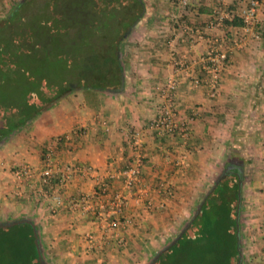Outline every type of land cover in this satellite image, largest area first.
<instances>
[{
    "label": "crops",
    "instance_id": "0c3cea01",
    "mask_svg": "<svg viewBox=\"0 0 264 264\" xmlns=\"http://www.w3.org/2000/svg\"><path fill=\"white\" fill-rule=\"evenodd\" d=\"M188 1L144 0V13L121 43V91H72L0 142V221L32 219L48 264H144L228 168L226 161L236 158L245 159L242 264H264V0L257 12L259 34H244L225 21L231 19L210 26L215 0ZM247 1L223 0L236 11ZM214 37L227 63L210 94L193 77L201 73ZM173 78L177 118L190 127L185 138L150 126ZM132 131L142 140L138 150L127 143ZM138 156L142 191L131 192L119 171ZM46 164L53 170L48 184L41 178ZM21 165H28L31 176L16 175ZM158 179L173 186L172 196L155 186ZM102 180L128 197L113 235L86 207L108 196L99 193ZM146 197L164 204L147 209ZM87 233L93 234L91 243Z\"/></svg>",
    "mask_w": 264,
    "mask_h": 264
},
{
    "label": "trees",
    "instance_id": "16d2710c",
    "mask_svg": "<svg viewBox=\"0 0 264 264\" xmlns=\"http://www.w3.org/2000/svg\"><path fill=\"white\" fill-rule=\"evenodd\" d=\"M144 9V0H18L0 17V142L72 91L118 92L121 43ZM225 21L242 23L237 16ZM244 160L226 161L225 176L154 264H235L242 251L237 167ZM0 228L23 239L28 233L32 258L40 264L29 223Z\"/></svg>",
    "mask_w": 264,
    "mask_h": 264
},
{
    "label": "built area",
    "instance_id": "2783aa9c",
    "mask_svg": "<svg viewBox=\"0 0 264 264\" xmlns=\"http://www.w3.org/2000/svg\"><path fill=\"white\" fill-rule=\"evenodd\" d=\"M179 2L185 6L189 3L188 0H179ZM216 6L209 19V25L214 26L221 23L224 19H232L237 16L241 19L242 23L239 28L245 34L248 31L254 30L256 34L262 32V25L258 24L257 12L260 4V0H248L246 5L240 8L238 11L230 9L224 4L223 0H215ZM6 7V3L0 0V9ZM203 65L202 71L199 75L193 77L194 83H203L209 87L210 94H215L217 85L219 83L221 73L224 70L227 63L226 51L221 47L218 38L214 37L210 46L208 47L206 54L202 57ZM177 91V80L170 79L165 86L162 96L164 97V104L158 108V114L151 121L150 126L155 129L157 133H172L178 131V133L185 138L188 135L190 127L185 120H179L176 115V109L174 108V97ZM141 137L138 132L132 131L127 137V143L133 148L138 150L141 145ZM136 162L124 166L120 171L123 186L129 191L141 192L140 187V166L142 157L138 156ZM14 172L16 175L31 176L32 170L28 165H21L17 167ZM53 170L49 164H46L41 169L42 183H52ZM161 192H164L167 196H172L174 193L173 186L166 180L158 179L155 185ZM99 193L108 194L107 197H100L98 205L87 204V208L91 211L94 219L102 222V229L111 231L112 235L115 233L114 229H118L122 222L120 213L127 198L126 193L120 190H110V186L106 181H100L98 185ZM139 198V197H138ZM165 198V197H163ZM145 207L152 209L156 206H162L163 201L155 203L151 197H146L144 200ZM85 238L89 243L93 238L92 233H87Z\"/></svg>",
    "mask_w": 264,
    "mask_h": 264
},
{
    "label": "rangeland",
    "instance_id": "374dc122",
    "mask_svg": "<svg viewBox=\"0 0 264 264\" xmlns=\"http://www.w3.org/2000/svg\"><path fill=\"white\" fill-rule=\"evenodd\" d=\"M17 1L18 0H3V2L6 3V7L4 6L2 7V9H0V17H3L4 15H6L8 11L11 9V7L15 5V3H17ZM214 176L216 175L214 174L212 177ZM212 180L213 179L211 178V180L209 181V184H211ZM201 198L202 197H197L195 199V201L193 202L191 206V210L189 214H187V216L179 220V223H177V226L174 227L173 231L168 236V238L165 241H162L161 243H159V247L157 246L158 248L156 247L151 251L150 255L147 257L144 264H147L150 257L155 253V251H157L165 243H167L179 231V229L188 221V219L191 217V215L195 211ZM242 223L245 225L246 223H248V219L243 220ZM27 235L29 234L28 233L23 234V236L25 237L23 239L17 234H13L12 232H8L0 228V264H36L34 262V259L32 258V255H30L32 253V250L30 248L31 247L30 238H28ZM20 247L25 249V252L27 253L26 256L22 255L23 252L21 251ZM16 248H19V249H16ZM242 251H243V248H242Z\"/></svg>",
    "mask_w": 264,
    "mask_h": 264
},
{
    "label": "water",
    "instance_id": "95a60500",
    "mask_svg": "<svg viewBox=\"0 0 264 264\" xmlns=\"http://www.w3.org/2000/svg\"><path fill=\"white\" fill-rule=\"evenodd\" d=\"M123 85H124V80L122 78L120 86L117 87L115 90L120 91L121 89H123ZM237 168H238V174H239V191H238V201H237V206H236V225H237L236 235H237V241L239 242L240 241V232H239L240 228L238 225H239V219H240L241 199H242V197H241V185H242V177H243L242 164L238 165ZM226 172H227V168H224L214 178L213 183L210 185V187L204 193L203 197L201 198V200L198 203L195 211L193 212L191 217L188 219V221L179 229V231L167 243H165L161 248H159L157 251H155V253L150 257L147 264H154L156 262V260L158 259V257L160 256V254L164 250L168 249L175 242H177V240L182 236L184 231L190 226L193 217L200 211L204 198L218 184V182L225 176ZM19 222H27L32 226L33 234H34V243H35L36 249H37L38 262L40 264H48L42 256V251H41V247H40V243H39V239H38V229H37V226L32 219H30L28 217H20V218H15V219H11V220L0 221V227L10 226L13 224H17ZM235 264H242V251H240V250L238 251V258L236 259Z\"/></svg>",
    "mask_w": 264,
    "mask_h": 264
}]
</instances>
